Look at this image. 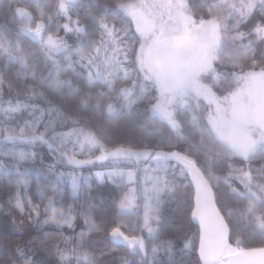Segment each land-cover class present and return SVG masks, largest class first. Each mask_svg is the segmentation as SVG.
<instances>
[{
	"label": "snow or ice",
	"instance_id": "1",
	"mask_svg": "<svg viewBox=\"0 0 264 264\" xmlns=\"http://www.w3.org/2000/svg\"><path fill=\"white\" fill-rule=\"evenodd\" d=\"M0 264H264V0H0Z\"/></svg>",
	"mask_w": 264,
	"mask_h": 264
},
{
	"label": "trees",
	"instance_id": "2",
	"mask_svg": "<svg viewBox=\"0 0 264 264\" xmlns=\"http://www.w3.org/2000/svg\"><path fill=\"white\" fill-rule=\"evenodd\" d=\"M130 134V133H129ZM99 191L103 192L105 197L108 198V194L110 192V189H107V188H101L99 189ZM176 215L175 211L173 210H170L169 212V218L171 219L172 217H174ZM78 224V227H77V231H79V227L82 226V220L78 221L77 222Z\"/></svg>",
	"mask_w": 264,
	"mask_h": 264
}]
</instances>
